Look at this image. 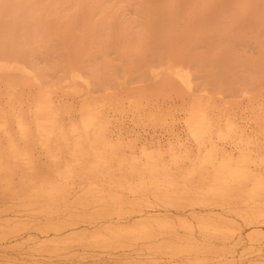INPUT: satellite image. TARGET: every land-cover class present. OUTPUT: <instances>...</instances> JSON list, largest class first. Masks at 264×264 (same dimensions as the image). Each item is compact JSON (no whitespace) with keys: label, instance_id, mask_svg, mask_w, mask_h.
<instances>
[{"label":"rangeland","instance_id":"1","mask_svg":"<svg viewBox=\"0 0 264 264\" xmlns=\"http://www.w3.org/2000/svg\"><path fill=\"white\" fill-rule=\"evenodd\" d=\"M105 1L78 63L0 53V264H264V24L144 37Z\"/></svg>","mask_w":264,"mask_h":264},{"label":"bare ground","instance_id":"2","mask_svg":"<svg viewBox=\"0 0 264 264\" xmlns=\"http://www.w3.org/2000/svg\"><path fill=\"white\" fill-rule=\"evenodd\" d=\"M257 1L264 3V0H138V16L134 20L142 26L139 34L144 37L152 34L156 37L161 32L163 36L167 27L181 23L179 35L183 42L215 40L239 35L234 31L240 28L239 32H243L251 22L264 24V8L256 10L252 5ZM201 12L207 14L198 18ZM98 13L101 15L97 16ZM107 18L112 20L115 32L125 28V19L105 0H0V53L26 58L38 43L58 35L66 39L62 53L68 62L75 64L81 50H90L86 34L102 30ZM210 29L211 34L206 36Z\"/></svg>","mask_w":264,"mask_h":264}]
</instances>
